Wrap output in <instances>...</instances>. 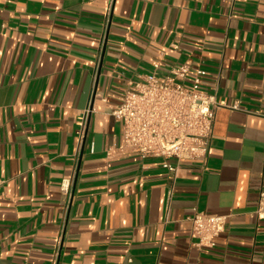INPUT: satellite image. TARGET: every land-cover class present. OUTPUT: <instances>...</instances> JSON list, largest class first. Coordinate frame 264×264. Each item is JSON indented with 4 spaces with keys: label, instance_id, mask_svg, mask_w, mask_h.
Instances as JSON below:
<instances>
[{
    "label": "crops",
    "instance_id": "crops-1",
    "mask_svg": "<svg viewBox=\"0 0 264 264\" xmlns=\"http://www.w3.org/2000/svg\"><path fill=\"white\" fill-rule=\"evenodd\" d=\"M108 3L0 0V264H264V0H114L106 25ZM158 62L201 69L224 103L204 165L176 174L106 156L122 145L110 107ZM194 210L228 216L210 250Z\"/></svg>",
    "mask_w": 264,
    "mask_h": 264
},
{
    "label": "built area",
    "instance_id": "built-area-1",
    "mask_svg": "<svg viewBox=\"0 0 264 264\" xmlns=\"http://www.w3.org/2000/svg\"><path fill=\"white\" fill-rule=\"evenodd\" d=\"M113 4L114 0H109L106 25ZM159 67L160 62L154 64L152 73L140 80H128L120 103L110 107L109 115L122 127V145L117 149L107 148L106 156L110 159L116 152L122 156L135 155L139 160L159 159L164 169L176 174L181 162L204 165L213 136L215 112L224 103L217 100L216 88L211 94L202 91L201 77L205 73L201 69L192 71L186 64H176L167 75L160 76L157 74ZM89 113L88 109L85 110L78 123L73 176L60 183V191L66 198V210L72 200ZM171 161L176 165H172ZM3 185L4 180L0 178V192ZM254 214L257 220H264V192L259 194ZM227 219L228 216H209L194 210L189 221L197 240L195 246L200 250L212 249L215 239L224 232Z\"/></svg>",
    "mask_w": 264,
    "mask_h": 264
}]
</instances>
